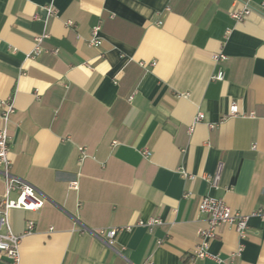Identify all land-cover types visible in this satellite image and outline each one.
<instances>
[{
  "label": "crops",
  "instance_id": "1",
  "mask_svg": "<svg viewBox=\"0 0 264 264\" xmlns=\"http://www.w3.org/2000/svg\"><path fill=\"white\" fill-rule=\"evenodd\" d=\"M240 1L260 10L238 22L235 0H0V99L15 107L8 171L45 199L9 212L20 264H264L259 215L241 241L218 226L208 252L220 261L191 256L203 196L264 209V0ZM232 102L238 114L225 117ZM151 218L152 231L138 223ZM111 228L109 245L99 229Z\"/></svg>",
  "mask_w": 264,
  "mask_h": 264
},
{
  "label": "built area",
  "instance_id": "2",
  "mask_svg": "<svg viewBox=\"0 0 264 264\" xmlns=\"http://www.w3.org/2000/svg\"><path fill=\"white\" fill-rule=\"evenodd\" d=\"M52 2L46 5V19L49 16L54 14V7L52 6ZM264 4H260V8L262 9ZM258 8L253 7L248 1H240L235 0V4H233L229 12V16L236 20H243L246 16H248L252 11L257 10ZM260 10V9H258ZM70 24L71 22H67ZM161 22H158L160 25ZM100 26H94L91 29V36L88 40V45L90 46H99L101 44V39L99 37ZM47 36L46 33H42L34 38V48L32 51V56L38 55L41 51V42L43 38ZM57 50H53V53H56ZM226 59V56L223 53H215L212 55V60L214 62H220ZM213 80H223L224 72L221 68H219L216 74L212 77ZM0 166L3 168V172L7 175L6 187L4 190V194L0 198V253L7 259L8 264H20L19 258V242L21 235L15 234L12 232L9 223V212L12 209H21V210H29L36 211L44 204L45 199L40 196L36 190L27 182L15 177L14 175L9 173V165L10 161L8 158L9 153V142L10 135L8 130V124L10 121V116L14 113L15 107L13 103V99L5 98L0 99ZM238 114V107L235 102H232L228 108L225 117H232ZM203 114L198 112L191 125L188 128V131L191 132L193 125L199 121H202ZM212 127V125H210ZM116 144L113 142V145ZM82 157L85 156L84 148H79ZM141 154L144 157H149L150 153L146 149L141 150ZM185 176V174L183 173ZM188 178L193 179V176H188ZM217 174L213 177V180H216ZM70 187L75 189L77 188V182L72 181L69 182ZM16 190L17 197L11 198L9 196L10 192ZM261 194L264 196V188L261 190ZM190 194L185 193L184 197H188ZM197 209L198 212L204 214L207 219L206 228H201L198 230V236L200 238L198 244L194 246L191 251V256L193 258H204V257H212L216 261H220L218 256H212L208 252L209 242L215 236L216 230L221 224H229L233 226L238 234L239 240H243L246 236V230L248 227V218L250 215H259V217H264V209H258L250 214H241L235 210H232L222 199L212 197V196H203L199 202ZM140 225H144L147 227L149 231H152L153 226L160 224L159 219L151 218L146 222H138ZM33 229V223L31 221L27 222V227L24 233L30 232ZM119 228H111L109 230L99 229V234L107 238V243L111 245L114 242V238ZM159 243V242H158ZM242 250V243H239L235 252L232 254L234 256L240 255ZM193 260L189 262L192 263ZM147 264H151L149 261Z\"/></svg>",
  "mask_w": 264,
  "mask_h": 264
}]
</instances>
